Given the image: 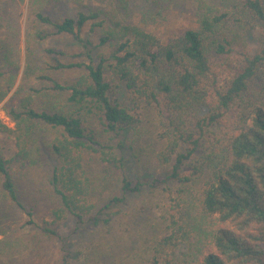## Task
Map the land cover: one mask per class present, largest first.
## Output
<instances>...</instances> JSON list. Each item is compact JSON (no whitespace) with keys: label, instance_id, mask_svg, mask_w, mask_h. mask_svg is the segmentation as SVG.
<instances>
[{"label":"trees","instance_id":"trees-1","mask_svg":"<svg viewBox=\"0 0 264 264\" xmlns=\"http://www.w3.org/2000/svg\"><path fill=\"white\" fill-rule=\"evenodd\" d=\"M195 1L194 27L165 43L127 18L125 0L62 18L35 13L53 33L37 30L34 39L71 37L85 52L83 61L64 63L61 51L46 49L50 62L37 77L44 84L40 94L6 108L18 140L35 145L37 156L41 147L47 151L54 206L51 221H33L34 209L24 205L20 180L0 146V235L13 237L14 210L27 216L19 228L34 231L29 239L1 242V256L19 244L32 250L41 237L64 243L53 228L67 217L77 225L108 224L112 205L123 202L103 197L113 182L123 193L139 191L141 182L129 176L119 153L138 122L115 92L124 86L155 109L157 158L168 167L156 180L168 191V233L148 264H264V0ZM254 31L255 49L247 53ZM237 51L240 65L217 83L215 62ZM64 70L79 74L70 81L51 76ZM10 89L0 84V103ZM9 131L0 121V135ZM95 160L101 166L96 183L83 170Z\"/></svg>","mask_w":264,"mask_h":264},{"label":"rangeland","instance_id":"rangeland-1","mask_svg":"<svg viewBox=\"0 0 264 264\" xmlns=\"http://www.w3.org/2000/svg\"><path fill=\"white\" fill-rule=\"evenodd\" d=\"M108 2L65 0L54 4L42 0H0V39L3 47L0 48V84L5 87L11 85L10 92L0 103V121L10 129L0 135V146L5 157L11 159L12 170L20 180L24 205L26 208L33 207L32 219L41 226H44V221H51L50 211L54 206L47 183L50 168L47 151L41 147V155L37 156L35 145H29L23 138L18 140L21 134L6 115V108L17 106L34 93L40 94L44 84L37 77L44 70V64L50 62L44 52L46 49L61 51L59 59L64 63H76L84 59V48L71 37L53 34L43 40L34 39L33 34L37 30L53 33L52 29L35 21V13L62 18L65 15L73 16L76 12H86L96 6L108 8ZM125 3L127 18L133 24L151 31L164 43L178 38L195 25V0H125ZM252 34V40L244 50L247 53L255 49L258 32ZM84 36L92 43L97 42L96 36H90L88 30L84 31ZM4 53L8 55V60H4ZM241 61L242 56L238 51L216 61L213 68L216 82L223 83L228 79ZM77 74L74 70H64L53 71L51 76L70 81ZM115 92L138 121L136 128L127 134L131 142L126 140L119 153L127 159L129 176L141 182L139 191L123 193L114 182L109 184L103 197L116 195L123 197V202L112 205L108 212L111 219L108 224L101 223L99 227L91 222L77 225L74 219L67 217L52 227L64 243L54 237H41L32 250L19 244L14 253L0 255V264H148L153 247L168 233L169 225L165 221L169 207L168 191H165L163 184L156 183L157 179L167 175L168 169L157 158L162 149V142L158 138L159 120L152 105L133 98L124 86L115 89ZM35 100H39V96ZM47 136L50 137L49 134ZM21 152L22 155L12 158ZM36 158L38 160L35 163L33 161ZM83 170L89 180L98 181L96 176L101 166L96 160L86 163ZM169 185L172 186L171 183ZM12 220L15 221L11 228L14 235H0L1 246V242L29 239L34 234L32 229L19 228L27 220L24 212L14 210Z\"/></svg>","mask_w":264,"mask_h":264}]
</instances>
